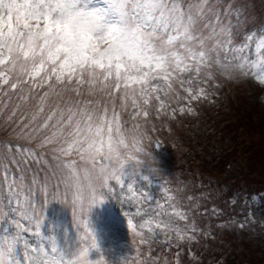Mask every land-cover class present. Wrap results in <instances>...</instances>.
<instances>
[{
    "label": "rangeland",
    "instance_id": "rangeland-1",
    "mask_svg": "<svg viewBox=\"0 0 264 264\" xmlns=\"http://www.w3.org/2000/svg\"><path fill=\"white\" fill-rule=\"evenodd\" d=\"M229 2L231 0H225L228 5ZM32 6H35V0H32ZM199 8L202 15L213 19L210 23L216 26L218 31L220 26L228 27L233 50L245 43L236 38L239 30L235 29V25L227 20L221 22L217 14L213 18L212 12L207 13L203 7ZM128 9L131 15L133 6L130 4ZM29 10L26 0H4V3L0 4V159L9 155L8 145L23 149L22 155L27 160L25 167L28 169L24 173L25 185L30 184L35 177L36 183L32 185L36 192L34 198L37 201L40 199L37 195L39 192L45 197V203L43 207L37 203L39 228L35 218L29 220L19 211L14 214L8 213L7 207L0 204V208L7 213L0 214V225L7 221L9 216L15 215V219L9 222L10 231L5 234L0 230V243L6 245L15 242L17 247L22 249L25 240L32 246L43 240L46 250L50 251L55 241L58 249L67 252L68 256L75 260L84 248L91 245V236L85 227V224H88L98 244V249L90 251L89 260L99 261L103 256L106 264H117L122 261L127 264V254L131 252L137 256L136 253L140 252L138 245L143 238L145 241L147 238L154 240L156 237L169 239L168 235L173 232L179 233L181 230L185 233L186 229H191L194 225L199 227L203 219L200 217L197 219L198 214L206 215L214 221L219 219L209 207L211 205L207 206L200 202L199 198L194 197L191 187L183 193L181 190L178 194L172 193L170 188L166 187L170 173L162 168V159L164 156L167 158L168 153H163L158 142L175 140L177 128L166 116L164 123H159L164 115L161 102L170 107L172 102L168 100V96L171 95L173 100H178V104L188 103L191 99L186 89L192 88L194 94L201 88L206 89L205 77L214 82L217 76L220 78L225 75L240 76L248 81V91L252 93V98L259 101L260 113L264 116V86L260 85L257 79L258 75H264V63H261L264 61V49H261L260 53L256 51L261 36L247 42L248 47L244 53H236L247 61L244 71L248 75L240 73L234 66L235 61L229 65L226 61L228 54L222 47H216L214 41H206L201 48L199 41L193 40L188 46L197 52L200 50L210 52L216 48V51L210 52V62L202 65L197 75L194 71L179 73L172 56L173 52H178L187 58L188 53L181 47L186 42L179 40L168 43L169 35L176 33L165 34L163 30L153 33L151 26L147 25L141 28L140 32L144 34L147 42L144 52L151 59H145L141 63L139 58L129 60L128 56H123L120 60H111L109 64L103 53L111 46V38L94 37L88 42L84 53L86 57H103L104 70L91 66L89 62L83 68L76 67V73L71 81L67 75L61 81L57 79V75L61 71L60 64L68 56L65 49L69 46L52 38L56 35L55 27L46 38L43 35L46 27L44 20L29 17L25 14ZM141 17L142 9L138 18ZM130 24L133 27L137 26L134 21ZM61 44L64 46L61 47ZM159 57L167 59L161 61ZM216 60H219V63H216ZM158 63H161L162 67L157 68ZM117 64L122 67L117 68ZM136 65H139L138 71ZM109 72L111 75H108ZM165 76L171 78L165 82L163 79ZM189 77L193 79V83L181 85L180 80ZM4 79L8 80L7 84L3 82ZM12 84L16 85L14 89L11 87ZM164 86L167 88L166 92L159 90L148 98V104L143 103L142 92L146 93L152 87ZM157 95L159 100L156 99ZM201 101L197 99L192 102ZM192 107L191 103L187 106V111L190 112ZM180 108L178 106L179 110ZM77 127L81 130V138L87 136L85 143L92 139L106 140L109 135L118 143L123 136L131 154L143 161L137 165L136 170L148 179L143 180L141 175L136 176V183L131 191L127 190L128 181H125V198L131 197L126 203H121L111 195H104V202L100 203L101 196L97 194L96 202L92 204L86 196L77 195L72 176L79 177L82 187H86L89 178L93 176V165L91 162L85 165L75 149L67 154L61 151L67 147L65 140L73 138L71 134ZM97 129H101L99 137L95 134ZM136 148L142 151L137 152ZM120 150L126 151L122 145ZM181 150L182 145L178 147L176 153L179 154ZM244 162L238 160L232 174L236 173L238 176L242 174L245 170ZM43 164L47 165L53 178L49 176V180L45 179ZM69 165L72 167L69 168ZM2 171L0 168V172ZM11 171L15 175L21 174L16 167H12ZM99 171L100 168L96 167L95 172ZM108 183L116 192L121 191L115 179L109 180ZM145 185L156 199L155 203L137 195V190ZM53 191L57 193L55 198L52 197ZM99 191L106 193L107 189ZM5 194L0 192V199H3ZM246 198L248 203L241 206L239 215L241 225L245 229L243 232L256 233L258 237L255 239L264 244V193L250 191L246 193ZM137 200L141 202L137 203ZM89 205L91 211L88 210ZM81 207L83 211H80ZM125 212H128V217ZM128 218L136 225V233L129 229ZM157 219L171 221V230L156 228ZM223 221L228 222L230 226H234L235 223L230 215ZM146 222H149L147 226L141 228L140 225ZM226 228L223 229L224 235L230 231ZM252 228L254 230H250ZM201 235L204 234L200 233L198 236Z\"/></svg>",
    "mask_w": 264,
    "mask_h": 264
},
{
    "label": "trees",
    "instance_id": "trees-1",
    "mask_svg": "<svg viewBox=\"0 0 264 264\" xmlns=\"http://www.w3.org/2000/svg\"><path fill=\"white\" fill-rule=\"evenodd\" d=\"M199 7L235 25L240 41L264 33V0H231L229 5L225 0H199ZM204 79L202 102L193 103L192 115L174 106L164 109L159 123L166 116L177 131L175 140H161L158 145L168 153L162 159V168L170 173L166 187L174 194L191 187L194 197L211 205L219 219L198 214L197 219H203L199 227L173 232L169 239L143 238L137 256L127 254V264H264V244L255 239L256 233L243 232L239 218L241 206L248 203L246 193H264V116L247 80ZM238 160L245 161L239 176L232 174ZM227 215L235 220L234 226L223 221ZM225 228L230 231L224 235Z\"/></svg>",
    "mask_w": 264,
    "mask_h": 264
},
{
    "label": "snow or ice",
    "instance_id": "snow-or-ice-1",
    "mask_svg": "<svg viewBox=\"0 0 264 264\" xmlns=\"http://www.w3.org/2000/svg\"><path fill=\"white\" fill-rule=\"evenodd\" d=\"M4 0H0V4H3ZM29 5V11L25 14L29 17L37 20L43 19L45 22V29L43 35L47 38L52 33L53 27L56 29V35L52 37L63 41L68 44V48L65 49L68 52V56L60 64L61 71L57 75L58 80H63L64 76L69 77L71 81L72 77L76 73V67L83 68L90 62L91 66L103 71L105 68V60L103 57L91 56L86 57L84 50L88 47V42L95 38H100L99 32L91 30H82L77 27L76 20L79 17H95L98 14H103L107 19V24L100 31L107 30L109 37H113L120 26L125 23L135 22L139 29L150 25L153 33H157L161 30L165 34L169 32L176 33L175 35H169L168 43H174L179 40H184L186 43L182 44L183 51L188 53V57L181 56L178 52H173L172 56L176 62L179 73L195 72L197 75L201 70V66H205L210 62V52L216 51V48L205 52L204 50L196 51L188 45L193 41H199L201 48L205 45L206 41H214L216 47H222L227 56V63L232 65L235 61V67L240 70L243 75H248L244 71V66L247 61L242 55L236 53H244L248 47L249 41L252 40V35L245 36V43L241 44L238 48L233 50L232 37L228 31V27L220 26L219 31L217 27L210 23L211 17L201 14L199 8V0H35V6H32V0H26ZM97 4H102L103 7H98ZM133 6V12L129 14V5ZM211 8L212 6L209 5ZM43 8V11H41ZM142 9V17H140ZM61 47L64 44L60 45ZM264 49V35L259 38V43L256 45L257 53ZM218 55V53H217ZM82 57H86L82 59ZM199 57V59H197ZM159 60H166V57H159ZM190 61V62H189ZM109 64L111 59H108ZM219 63V60H216ZM264 63V61H261ZM117 68L122 65L117 64ZM157 68L162 67L161 63L156 65ZM55 72V69L53 70ZM108 75H111L109 72ZM119 75V73H117ZM171 77L165 76L163 79L167 82ZM257 79L259 84L264 86V75H258ZM5 84L8 83L7 79H4ZM146 83V81H145ZM181 85L193 83L191 77L180 80ZM13 89L15 84L11 86ZM159 90L167 91L164 87H152L148 92H142L143 103H149V97L152 94L157 93ZM189 93L191 100H197L204 95V90L201 88L198 94H194L192 88L186 89ZM159 100V96H156ZM163 107V102H161ZM147 115V113H145ZM118 119V118H117ZM117 131L119 126L117 124ZM91 132V129L88 130ZM109 132L111 133V125L109 126ZM101 129H97L96 136H100ZM72 135V139L65 140L66 148H62L61 151L64 154L70 153L75 149L81 159L85 158L87 154L88 161L93 165V176L89 178V184L86 187H82L79 177L73 175L72 180L75 183L76 192L78 196H86L92 201V204L96 202V196H101L100 203L104 202V195H111L114 199H119L121 203H126L131 197L125 198V181L127 180V190L131 191L136 183V176L141 175L137 172V165L143 161L131 154L129 146L125 143L123 136L120 137L118 143L114 142L113 137L109 135L106 140L101 138L99 141L92 139L85 143L88 139L87 136L81 138V130L77 127ZM123 146L126 151H121L120 146ZM9 155H6L3 159H0V168L3 169L0 172V192L6 193L3 199H0V204L7 207L8 213L23 212V214L32 220L35 218L37 228L40 226V216L37 214V203L43 207L45 201H37L35 189L32 185L36 183L35 177H33L30 184L25 185L24 173L28 171L25 165L27 160L22 155L23 149L15 145L7 146ZM137 152L142 151L140 148H136ZM19 156L20 158H17ZM101 157H103L101 159ZM16 167L20 171V175H15L11 168ZM72 166L69 165V168ZM99 167V173L95 172V168ZM115 179L119 185L121 191L116 192V189L109 185L108 181ZM141 179L147 180L148 177L142 176ZM107 189V192H101L99 190ZM57 193L53 191L52 197L55 198ZM137 195L144 197L146 201L155 203L156 199L152 197L148 186H143L137 190ZM140 203V200L136 201ZM89 211H91V205H89ZM80 211H83L81 207ZM0 214L7 215L0 208ZM76 210H74V215ZM128 217V212H125ZM15 219V215L9 216L8 220L0 225V230L7 234L9 229V222ZM149 222L140 225L141 228L146 227ZM7 226V227H5ZM18 226V225H17ZM91 236L90 247L84 248L78 255L77 259L73 260L68 256V253L58 249L55 241H53L50 251L46 250L44 241L41 240L34 246L29 245L24 241V247L19 249L15 242L3 244L0 243V264H106L105 259L101 256L98 261H90L89 254L91 250L98 249V244L94 232L89 228L88 224H85ZM129 229L136 233V225L133 224L132 219L128 218ZM156 228L171 230V221H162L157 219L155 222ZM151 230V229H150ZM139 235V233H137ZM19 239V237L17 238ZM68 257V258H66ZM126 264V262H124Z\"/></svg>",
    "mask_w": 264,
    "mask_h": 264
},
{
    "label": "clouds",
    "instance_id": "clouds-1",
    "mask_svg": "<svg viewBox=\"0 0 264 264\" xmlns=\"http://www.w3.org/2000/svg\"><path fill=\"white\" fill-rule=\"evenodd\" d=\"M103 7V6H100ZM107 24V19L103 14H98L95 17H79L76 20V25L82 30H91L99 32L101 39L108 38V31H100ZM144 47H147V42L144 38V34L140 32L138 26L133 27L129 23H125L120 26L117 33L111 37V46L103 53L107 59L120 60L123 56H128L129 60L139 58L141 63L145 59H151L147 57L144 52ZM136 70H139V65H136ZM103 157H101L102 159ZM85 165H87V154L83 159Z\"/></svg>",
    "mask_w": 264,
    "mask_h": 264
}]
</instances>
